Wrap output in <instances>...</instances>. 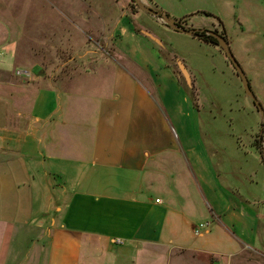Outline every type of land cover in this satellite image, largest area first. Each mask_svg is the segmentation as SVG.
Returning a JSON list of instances; mask_svg holds the SVG:
<instances>
[{"label":"crops","instance_id":"obj_1","mask_svg":"<svg viewBox=\"0 0 264 264\" xmlns=\"http://www.w3.org/2000/svg\"><path fill=\"white\" fill-rule=\"evenodd\" d=\"M135 2L134 11L131 0L119 9L109 5L100 20L112 23L109 34L118 33L122 44L117 49L127 56L126 66L94 48L89 52H105L111 61L91 60L79 74L53 78L41 75L47 54L28 43L20 48L25 26L13 14L18 2L0 0V264H215L218 253L209 240L190 239L185 214L169 198L173 191L168 179L180 176L175 172L179 140L195 183L215 209L214 220L233 229L231 217L238 211L255 227L264 219L238 204L220 209L223 193L218 181L209 178L207 150L193 146L180 119L193 108L190 95L150 45L147 38L155 35L137 31L133 19L147 13L143 6L165 10L159 0ZM209 2L205 9L212 14L213 28L226 32L244 72L252 71L260 48L252 42L264 26V0H213L222 6L220 11H212L210 6L218 7ZM84 4L106 7L88 0ZM190 11L178 13L191 14L185 26L205 27L192 22L198 14ZM89 16L81 14L86 21ZM227 19L237 23L233 30L223 24ZM37 22L29 18V29ZM16 70L28 74L17 75ZM86 83L95 86V95L78 93ZM170 114L182 125L184 142L176 129L177 137L172 135ZM117 239L121 243L113 242ZM241 239V250L217 264H264L256 243ZM244 251L258 253L261 260L240 257Z\"/></svg>","mask_w":264,"mask_h":264},{"label":"rangeland","instance_id":"obj_2","mask_svg":"<svg viewBox=\"0 0 264 264\" xmlns=\"http://www.w3.org/2000/svg\"><path fill=\"white\" fill-rule=\"evenodd\" d=\"M3 1L7 3L12 0ZM14 1L18 3H15L17 7L13 8V14L17 13L21 20V26H25L24 32L22 27L20 31V48L23 46H25L24 49L27 48L28 43L36 51L47 54L42 77H72L83 72L87 62L91 60L93 62L98 58H105L111 61L105 54L106 51L111 53L117 62L123 63L125 66L128 64L124 59L127 56L117 49L122 44L119 42L118 33L114 36L111 35V32L110 34L107 32V29H112V23L104 24L100 21L103 19L104 12L107 13L110 9L109 5L114 3L119 9L125 0H88L94 5L103 3L106 7L102 10L98 7H93L95 9L93 10L92 7L84 4L85 0ZM159 1L165 12L170 14L175 12L176 15H180L176 19L183 20L181 25L185 26L188 21L187 17L191 16L188 14L182 17L181 14L185 10H191L190 13L198 14L197 17L192 18V22L201 23L205 27H185L207 30L205 31L207 34L211 29H216L219 34L223 31L224 37L227 36L223 29L213 28L212 20H210L212 14L208 15L205 9L207 0H195V3H192L194 6L185 5L187 3L182 5L175 0ZM218 1L215 0V2ZM215 2L210 0L209 3L213 5L216 4ZM130 5L131 11H134L135 0H132ZM216 5L218 8H213L208 4L210 9H213L212 11H220L222 6ZM84 12L90 13V21L81 17ZM205 13L208 16L203 15ZM147 14L148 12L133 16L138 26L137 31L139 28L144 29L151 36L157 37L153 36L155 39H147L152 48L165 59L174 77L190 95L193 108H190L189 113L180 119L186 122L185 126L193 146L200 148L201 144L207 150L209 178L218 181L223 193L219 200L221 202L220 209L225 210L238 204V206L258 213L259 216H264V163L262 162L264 118L258 112L252 99L245 93L240 77L219 46L205 43L196 36L173 30L166 26L162 20L152 19ZM9 15L11 14L9 13ZM31 17L40 21L33 29H29L30 24H28ZM223 24L230 31L237 23L232 24V20L227 19ZM260 28H262L260 38L252 42L254 46L260 45L254 54L255 66L252 71L245 70V72L252 79V90L264 108V26L261 25ZM94 48H102L105 52L101 50H99L101 54L89 52ZM231 50L234 53L232 46ZM177 60H181L185 65L190 75L189 80H186L182 74ZM149 88L151 93L159 98L155 89L151 86ZM172 89L174 88L172 87ZM77 91L78 93L82 91L85 96L95 95V86H92L91 83L82 84ZM174 98L175 100L180 99L176 95ZM170 115L171 117L168 116L167 120L169 126L173 127L172 135L175 134L177 137V131L181 141L184 142L182 125L175 122L174 115ZM179 145L177 150L179 159L175 163V172L180 176L179 178L176 176L174 180L168 179L173 191L169 198L173 205L185 214L187 227L184 229L190 239L195 242L209 240L212 251L218 253L213 256L215 264L222 263L223 258H229V255L241 250L242 241H239L241 236L244 237L241 240L249 244L256 243L260 252H264V219H259L258 226L255 227L244 213L236 208L238 213L234 215V218L231 217L236 228L232 229L231 227L230 229L214 220L212 212L215 209L204 198L195 183L189 165L186 163V152L183 151L180 140ZM154 193L160 195L161 192L156 190ZM228 216H230L229 213ZM200 222H208L209 225L204 229L203 234L198 236L194 234V228ZM249 252L251 251H244L240 257L244 255L253 259L252 256L255 255L259 259L258 253Z\"/></svg>","mask_w":264,"mask_h":264},{"label":"water","instance_id":"obj_3","mask_svg":"<svg viewBox=\"0 0 264 264\" xmlns=\"http://www.w3.org/2000/svg\"><path fill=\"white\" fill-rule=\"evenodd\" d=\"M143 9L146 10L147 12H149L150 14L158 17V19L162 20V22L166 26H168L169 28L176 30V31H179V32H182V33H185L187 35L196 36V34H198V30H203V29H197V28H187L183 25H179L173 18H171V16H169L165 12L157 11V10H154V9L147 7V6H143ZM209 34L216 37L218 45L220 46L222 51L225 53L226 57L231 62V64L234 67L237 75L240 77L245 93L252 99V101H253L255 107L257 108L258 112L260 113L262 118H264V108H263L262 104L260 103V101L255 96V94H254V92H253V90L249 84L248 78H247L243 68L241 67L240 63L238 62L235 55L233 54L227 39L223 35L215 32V31H209ZM177 63L179 65V68H180L182 74L186 78V80H189L190 75H189L185 65L183 64V62L181 60H177ZM262 158L264 160V154L262 155Z\"/></svg>","mask_w":264,"mask_h":264},{"label":"trees","instance_id":"obj_4","mask_svg":"<svg viewBox=\"0 0 264 264\" xmlns=\"http://www.w3.org/2000/svg\"><path fill=\"white\" fill-rule=\"evenodd\" d=\"M132 1V0H131ZM168 14V13H166ZM169 15V14H168ZM179 25L183 24V20L182 19H174ZM205 31L207 30H198V34H196V37H198L199 39H201L202 41H204L205 43H211L213 45L219 46L217 39L212 36L211 34H207ZM221 34H223V36H225L224 32L221 31ZM226 38V37H225ZM227 39V38H226ZM220 48V46H219ZM220 50L222 51V49L220 48ZM262 162L264 163V160H262Z\"/></svg>","mask_w":264,"mask_h":264},{"label":"built area","instance_id":"obj_5","mask_svg":"<svg viewBox=\"0 0 264 264\" xmlns=\"http://www.w3.org/2000/svg\"><path fill=\"white\" fill-rule=\"evenodd\" d=\"M15 73L17 75H26L28 74V72L26 71H23V70H16ZM156 201H159V199H156ZM209 223L208 222H200L199 225H197L195 228H194V234L195 235H202L203 232H204V229H206V227H208ZM113 242L115 243H121V240L117 239V240H113Z\"/></svg>","mask_w":264,"mask_h":264},{"label":"flooded vegetation","instance_id":"obj_6","mask_svg":"<svg viewBox=\"0 0 264 264\" xmlns=\"http://www.w3.org/2000/svg\"><path fill=\"white\" fill-rule=\"evenodd\" d=\"M211 31H215V32H217V30L216 29H211ZM218 33V32H217ZM221 34V33H220ZM213 36V35H212ZM216 38V37H215Z\"/></svg>","mask_w":264,"mask_h":264}]
</instances>
